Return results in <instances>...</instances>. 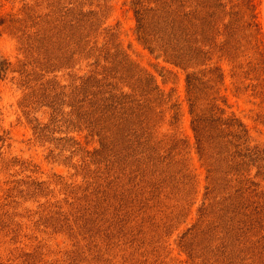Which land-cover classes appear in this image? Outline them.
<instances>
[{
	"label": "rangeland",
	"instance_id": "374dc122",
	"mask_svg": "<svg viewBox=\"0 0 264 264\" xmlns=\"http://www.w3.org/2000/svg\"><path fill=\"white\" fill-rule=\"evenodd\" d=\"M128 1L0 0V60L11 63L0 70V264H264L263 187L252 186L243 197L240 187L225 188L207 199L185 72L138 42ZM223 1L230 10L247 0ZM251 3L264 37V0ZM69 11L95 16L91 51L47 39L48 29L55 31ZM117 45L171 96L169 106H181L178 120L165 105L153 121L159 136L183 139L173 149L179 152L175 164L155 167L115 146L102 151L87 129L52 118V101L56 107L62 92L90 73L116 75L109 79L130 91L131 75L101 56ZM260 52L247 45L232 58L214 55L212 63L224 71L217 86L226 111L245 123L253 145L264 148ZM68 137L74 146L61 139Z\"/></svg>",
	"mask_w": 264,
	"mask_h": 264
},
{
	"label": "trees",
	"instance_id": "16d2710c",
	"mask_svg": "<svg viewBox=\"0 0 264 264\" xmlns=\"http://www.w3.org/2000/svg\"><path fill=\"white\" fill-rule=\"evenodd\" d=\"M241 2L234 3L229 10L223 0L128 1L138 42L156 59L185 72L195 149L201 167L206 170L207 199L215 192L214 199L216 190L235 186L242 190V197L251 192L252 186L263 187L261 196L264 194V184L254 180L256 177L264 180V148L253 145L245 123L235 113L226 111L227 98L217 86L224 83V71L212 63L214 55L232 58L247 45L259 48L264 57V37L253 4L251 0ZM238 6L249 10L251 20L244 19L246 11L236 10ZM90 13L92 11L66 12L59 19L60 26H54L55 31L48 29L47 39L52 42L56 39L68 48L74 43L81 51L89 46L87 51H91L96 19ZM101 56L113 64L112 68L131 75L132 81L127 83L130 91L119 89L117 82L109 79L116 75L98 77L97 73H90L78 77L79 84L69 93L62 92L63 99L56 107L58 101H52L54 121L87 129L92 139L99 138L102 151L104 147L115 146L132 150L155 167L175 164L179 152L174 153L173 149L182 145L183 139L172 134L159 136V124L156 127L153 123L164 110L158 108L168 105L171 96L160 89L151 75L131 62L120 45L107 46ZM9 64L8 59L0 60V70H7ZM118 80L120 82V78ZM168 109L173 111L172 121L178 120L180 104L168 105ZM61 139L74 146L72 138ZM165 141L170 142L168 150L163 149L167 145ZM254 168L257 170L253 177ZM194 177L192 175L186 184L187 190L193 188ZM203 230L201 227L200 232Z\"/></svg>",
	"mask_w": 264,
	"mask_h": 264
}]
</instances>
